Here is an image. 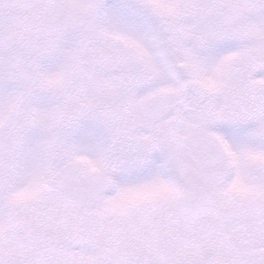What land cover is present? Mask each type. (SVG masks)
Instances as JSON below:
<instances>
[{
    "label": "snow or ice",
    "instance_id": "snow-or-ice-1",
    "mask_svg": "<svg viewBox=\"0 0 264 264\" xmlns=\"http://www.w3.org/2000/svg\"><path fill=\"white\" fill-rule=\"evenodd\" d=\"M0 264H264V0H0Z\"/></svg>",
    "mask_w": 264,
    "mask_h": 264
}]
</instances>
